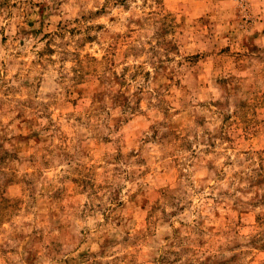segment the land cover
<instances>
[{
	"label": "rangeland",
	"instance_id": "1",
	"mask_svg": "<svg viewBox=\"0 0 264 264\" xmlns=\"http://www.w3.org/2000/svg\"><path fill=\"white\" fill-rule=\"evenodd\" d=\"M0 264H264V0H0Z\"/></svg>",
	"mask_w": 264,
	"mask_h": 264
}]
</instances>
